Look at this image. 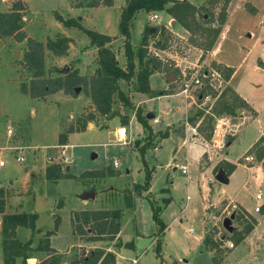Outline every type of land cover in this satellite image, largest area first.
<instances>
[{
    "label": "rangeland",
    "instance_id": "rangeland-1",
    "mask_svg": "<svg viewBox=\"0 0 264 264\" xmlns=\"http://www.w3.org/2000/svg\"><path fill=\"white\" fill-rule=\"evenodd\" d=\"M13 1L15 0H0V11L8 10ZM89 1L22 0L24 4L22 30L25 37L42 43L47 38L54 39L57 36H65L70 40L64 55L56 56L43 49L44 78L61 76L72 70H76L81 76H89L96 67V49L89 44L86 33L75 26H64L55 14L62 19L75 18L83 29L107 34L110 40L106 45L113 52L119 66L124 67L123 36L117 30V23L126 0H111V6L98 4L95 7L87 6ZM187 1L194 3L201 1L200 4L204 6L195 15L201 27L211 28L217 25L224 0ZM250 1L259 11H252L242 3L241 7L238 6L231 12L225 38H220L218 33L213 45L207 50L204 45L205 32L189 33L176 23L164 8L147 13L139 10L129 24V43L133 52L135 53L139 46L144 28H153L151 32L148 30L149 34L145 39V58L154 55L161 61L162 66L168 69L167 73L173 72L174 79L166 84L163 78L151 75L148 84L152 89L166 86L165 91L178 93L182 69L191 72L195 69L194 64H202L205 68L217 70L213 63L220 64L216 61L220 59L235 67L229 84L254 110L250 107L236 110L235 115H241L244 123L234 136L226 139V142L236 137L228 147L226 143L224 148L216 152L209 150L206 153L212 161L216 160L215 173L218 171V164L223 160L225 150L227 158L236 164L226 183L214 180L208 168L202 173L203 177L199 175L193 160V152L188 153L186 157L187 161L193 164L189 166L191 179L188 183L179 169L169 170L171 177L167 178L165 184L169 185V193L165 196H169L171 200L164 210L159 212V219L165 224L161 232H157L148 202L139 199L133 191V184L143 181L141 156L145 164L156 169V174L165 173L160 166L169 159L171 143L166 141L159 148H149L156 146L158 139L155 133L164 126L161 117L157 119L158 121L150 123L151 131L148 137L150 146L145 148L141 155L136 145L121 144L123 140H118L120 139L118 135L114 136L113 128L119 122L106 121L108 116L95 114L84 130L67 133L68 148L65 149V154L68 160L63 162L60 157L61 145L57 144L58 132L74 123L76 117L92 109L89 99L81 87L73 94L57 90L47 93L43 98L30 97L27 93L21 92L20 85L23 83L27 86L31 78L22 61V54L26 49L25 39L16 41L12 36L0 37V159L3 162V166L0 167V185H3L4 190L5 213L24 211L37 215L34 227L40 232H33L31 247L36 245L37 239L42 238V232L52 228L53 219L57 216L59 219L57 229L48 240L50 246L60 256L59 264H67L95 248H101L104 252L111 251L114 259L118 255L120 264H264V159L259 161L255 158L254 146L261 135L264 138V29L258 24L260 14L264 15V0ZM170 4L167 2L166 6ZM151 13H154L156 18L151 19L153 15ZM202 13L205 14L203 18L200 17ZM161 27H164V31ZM250 30L255 32V37L247 36ZM219 42L222 47L217 51ZM133 60L136 65L135 56ZM220 75L222 76L221 73ZM222 85L225 87V80ZM118 86L134 107L136 101H132L135 100L133 78L128 82L118 80ZM113 98L115 100L112 111L118 106L116 111L121 112V107L123 114L128 107L115 96ZM180 98L179 110H182L185 101L187 106L181 112L177 107L171 111L174 115L172 114L170 118L177 119L172 126L179 128L181 121H188L201 110L206 115L204 118L200 116L195 119L194 125L204 120L201 126L206 125V128L196 133L200 136L207 133L212 127L214 116L208 128L206 118L216 96L213 95L209 100H195L194 103H190L188 98L184 99L181 95ZM152 104L151 102L146 106ZM254 115L253 120L246 123ZM8 129L10 133H7ZM133 133L134 137H139L134 130ZM144 137L146 132L138 146L144 142ZM258 144H261L259 146L263 150L264 141ZM183 151L184 148H181L175 155L176 163L185 161ZM18 152H21L20 160L15 157ZM44 154L45 160L58 163L62 172H68L72 176L56 181L45 179L43 164L47 163L43 161ZM244 156L251 157L245 160ZM113 161H116L115 166ZM93 170H101L104 175L84 173ZM108 170H112L114 175H107ZM154 185H158L156 180ZM203 187L207 188L205 199L207 203L217 202L213 209L215 218L209 219L211 221L208 225H212V230L216 228L220 236L232 242V248H220L216 245V248L209 249L203 243V238H208L205 234L202 243L197 239L203 234L206 226L204 219L208 217L203 213L201 206ZM90 189L94 191L93 198H79L82 192ZM126 192H130L132 198H135L130 209H126V202L123 199ZM256 193L262 196L258 202L262 204L259 212L252 210L257 204L254 200ZM143 194L145 193L142 192L140 198L148 196L151 197L148 199L153 204L156 203L151 194L147 196ZM183 205L186 207L178 214L179 208ZM236 207L246 209L244 218L247 222L249 218L255 220L253 228L238 244L233 242L232 232L242 228L240 220L234 217L230 220L232 226L230 232L221 226L224 217L238 213ZM116 208L123 210V214L121 213L119 219V235L116 233L112 239L100 237L98 240H86V237L92 236V233H89L90 229L87 228L89 224L85 227L87 231L83 235L73 231L70 222L73 211ZM225 208L229 214L223 212ZM136 232L139 234L135 235ZM15 234L19 240L24 241L29 237L30 229L17 227ZM135 237H138L135 240L136 249L125 250L123 241L131 240L133 243ZM117 242L119 246H115ZM45 256V252L33 250L29 252L25 262L37 264ZM14 264H21V259L16 258Z\"/></svg>",
    "mask_w": 264,
    "mask_h": 264
},
{
    "label": "trees",
    "instance_id": "trees-1",
    "mask_svg": "<svg viewBox=\"0 0 264 264\" xmlns=\"http://www.w3.org/2000/svg\"><path fill=\"white\" fill-rule=\"evenodd\" d=\"M229 0H224L220 14L218 15L217 25L207 28L201 27L196 21V14L199 9L203 8L202 4L193 5L186 0H126L124 6L119 15V21L117 23V30L123 36V55L125 58L124 67L119 66L113 52L106 45L110 38L107 34L100 33L90 29H83L75 18L62 19L59 15L55 14V17L64 26H75L82 29L87 37L89 44L95 47L96 51V67L92 74L89 76H81L76 70L65 72L61 76L44 78L43 67V49L48 50L50 53L56 56L64 55L68 47L69 38L65 36H57L54 39L47 38L44 43L34 40L29 37H25L22 30V16L24 10V4L22 0H15L11 3L10 7L6 11H0V37L12 36L16 41L25 39L26 49L22 54V61L26 69L30 73V80L28 85H20V91L27 93L30 97L43 98L47 93H52L57 90H62L65 94H73L76 86L81 87L84 95L89 99V105L92 107L90 111L85 114H81L76 117L74 123H70L63 131L58 132L57 144H66V135L71 131L84 130L88 122L92 121L95 114L101 116L112 117L118 116V121L121 126L127 124L128 117L126 115L116 114V111H112V104L114 103V96L125 107L132 108L131 103L127 96L122 92L118 86V80L130 81L133 78L134 90L137 92L145 93L149 96L162 95L165 90L153 91L149 88L148 77L153 72H168V69L162 66L161 61L154 55L147 56L145 39L149 34V27L144 28L142 38L140 39L139 46L134 53L129 43V24L134 18L137 11L143 10L144 12H153L161 9H165L166 13L170 15L183 29L189 33L198 32L200 34L206 33V39L204 42L205 49H210L213 45L218 33L220 32L221 25L225 21V6ZM171 4L166 6V3ZM98 4L104 6H111V0H90L87 6L95 7ZM205 15V14H204ZM203 13L200 17H204ZM205 22V20H204ZM164 31V27H161ZM162 47V45H161ZM136 57V65L133 57ZM213 66L222 74L223 78L227 80L231 75L233 69L228 66L213 63ZM136 67V69H135ZM203 91V90H202ZM211 95H215L213 91H210ZM247 103L239 97L232 88L229 86L223 87L220 93L216 96L210 113L206 118L207 128L212 117L218 114H235L236 110L240 108H248ZM135 118L141 125L146 137L144 142L138 146L139 140L134 141V145L141 155L145 148L150 146L148 137L150 136V127L147 124V120L140 114V110L134 111ZM201 110L197 111L192 117L189 118V122L194 124L195 119L200 116H205ZM202 118V119H203ZM204 120H201L197 125V131L201 132L206 128L203 125ZM210 128V127H209ZM210 129L207 133L202 135L203 138L208 139ZM156 135L160 138L168 135L167 131H158ZM264 138L261 135L254 143L256 147L255 158L257 160L262 159L264 156V149L262 150L258 142H263ZM142 159V167L144 171L142 183L133 184V191L135 196L141 197V193L148 188V182L150 178V171L147 169L145 162ZM227 163V162H226ZM228 166L224 172L229 174L234 164L227 163ZM44 178L50 181H56L60 178L71 177L72 174L68 172H62L58 163H50L44 167ZM85 174H92L97 176H103L104 173L101 170L86 171ZM83 172L81 175L84 174ZM107 175H114L112 170H108ZM4 190L0 187V249L2 255V264H14L16 258L21 259V264H26L25 260L29 257L30 251H43L46 256L41 259L37 264H59L60 256L49 244V237L53 235L57 229L59 219L54 217L53 226L49 230H45L42 238L37 239V243L34 247H31V239L33 232H40L39 229H35L34 221L37 215L34 212H4ZM145 198V197H143ZM126 202V207L131 208L133 205L132 196L130 192H126L123 196ZM149 204L151 211V218L157 226V232H161L164 229L163 222L159 219L160 206H156L151 200L145 198ZM167 199H163V203H167ZM237 208V207H236ZM240 208V207H239ZM237 208L238 213H234L233 217L236 220H240L243 224L242 228L238 231L233 230L232 240L235 244H238L246 234L250 232L255 224L254 218H249L247 222L244 218L246 211L242 208ZM121 217L120 209H95V210H79L71 213L70 222L73 227V231H76L79 235L85 234L90 229L89 233L92 236H88L86 240H98L100 237H106L112 239L119 231V219ZM17 227H26L30 229L29 237L21 241L16 237L15 229ZM203 243L209 249L216 248L217 243L212 241L209 237L203 238ZM127 248L131 246V242H125L123 244ZM119 246V242L115 244ZM67 264H115L114 254L111 251L104 252L101 248H95L91 250L85 256H81L78 259L71 260Z\"/></svg>",
    "mask_w": 264,
    "mask_h": 264
},
{
    "label": "crops",
    "instance_id": "crops-1",
    "mask_svg": "<svg viewBox=\"0 0 264 264\" xmlns=\"http://www.w3.org/2000/svg\"><path fill=\"white\" fill-rule=\"evenodd\" d=\"M188 2H190V3H192L193 5L196 6V5H199L201 1H199V3H197V2L194 3V1H188ZM242 3H243L244 6H246L248 9H250L252 11L253 10H255L257 12L259 11V9L256 8L251 3L250 0H229L228 3L225 6L226 15H225V21L221 25V29H220V32H219L220 38L224 39L225 36H226V32L228 31V28H229L228 27V19L231 16V12H233V10L236 9L238 6L241 7ZM151 14H154V13H151ZM258 24H259V27L261 29H264V15L262 13L260 14V17H259V20H258ZM261 25H263V26H261ZM247 36L253 38V37L256 36V34H255L254 31L250 30L247 33ZM221 42H222V40H221ZM218 46L219 47H217V51L220 50V48L222 47L220 42L218 43ZM216 61L218 63H220L221 65L231 67L227 62L221 61L220 59H218ZM231 68L233 69V71H232L231 75L229 76V78L227 80H225V86L227 85L230 88H232V87L229 84V82L231 81V78H232V76L234 74V71H235V67H231ZM153 74L157 75L159 78H163L165 80V76H166L167 73L166 72H153L151 75H153ZM151 75H149V77ZM166 82L167 81L165 80V84H166ZM168 83H171V82H168ZM149 88L151 90H153V91H156V90H164V89H166V86H163L161 89H159V88L158 89H152L150 86H149ZM232 89L239 97H241L247 103V101L242 96H240V94L238 92H236V90L234 88H232ZM134 95H135V98H134L135 100H132V99L131 100L132 101H136L135 106L133 107L131 105L132 108H128L127 110H125V112L123 114H122V108L121 107H120L121 112L119 111V113L116 111V110H118L119 107L118 106L115 107L116 114L126 115L128 117V119H127V124L125 126H121L120 124L116 125L113 128V133H114V136L115 135L117 136L118 132H119L120 136H122V134H121V132L119 130H120V128H123L124 129L123 130V136H122V138H120L118 140L122 139L123 141H122L121 144H125V145L126 144L127 145L133 144L134 140H139L140 141L143 138V134H145V132L143 131L141 125L137 122V120L135 118L134 111L136 109L140 110V114L147 120V124L148 125H151L150 123L153 122V121L154 122L158 121L157 119L159 117H161V119L164 121L163 122V125H164L163 128H161L160 130H157V132L166 130L168 135L166 137L160 138L155 133V135H156V137L158 139L157 144H156V146L149 147V148H154V149L159 148L164 142L169 141L171 143V146H172V151H171V154L169 156V159L164 163L163 166H160L161 169L165 172L164 175L156 174L157 173L156 169H153V166H148L146 164L147 169L150 171V178H149L147 190L143 191L145 193L143 195H146V196L150 195V194L152 195L153 201L156 202L154 204L157 205V206H160L161 207V211H162V210H164L163 208H165L167 206L166 204L170 203V200H171L169 196H165V194L169 193V189H168L169 185H165L166 182H167V178H169V176H170V171L169 170L179 169L180 173L185 175V179H186L187 183L191 179V172H190V167L189 166H193V164H191V161H187V159H186V157L188 156V153H190V152L194 153L193 160H194L195 164L197 165L196 169L198 171V174L201 175L202 177H203L202 173L208 168L211 171V175L210 176H212V178L215 180V178H214V175H215L214 168H215V165L217 166V164H216V160L212 161L211 158L208 157L206 153H204V150L206 149L205 146H204V140H206V139L203 138L202 136H200L199 134H197L198 133V131H197V125L198 124L194 125L195 123L192 124V123L188 122L187 120H183V121L180 122V124H179L180 127L179 128H177V126H172V124L176 123L177 119L173 120V119L170 118L172 116V114L174 113V112H171V111L175 107H177V110H179L178 102L181 101V98H180L179 94H177V93H165V94H162V95L149 96V95H147L145 93H141V92L135 91ZM151 102L153 103L152 106H146L148 103H151ZM247 105L251 108V106L248 103H247ZM186 106H187V103L185 101L183 103L182 110ZM182 110H179V111L181 112ZM170 112H171V114H170ZM146 115H148V117H146ZM218 115H220V114H218ZM254 117H255V115L252 116L251 118H249V120H247L246 123L252 121ZM149 118H152V119H149ZM148 119H149V121H148ZM106 121H110V122L113 121L115 123L119 122L117 115H114L113 117H109L108 119H106ZM134 123H136L138 126L135 125ZM189 123L191 125H189ZM92 126H93V124H92ZM133 130L135 131V133L139 134L138 138L134 137ZM234 138H232L229 141H227V147L229 146V144L232 142V140ZM66 140H67V137H66ZM64 145H65V149L68 148L67 143L64 144ZM181 148H184L183 155L185 156V161L176 163L175 162V155L178 152H180ZM226 154H227V151L225 150V154L223 156V160L220 162V164H218L219 165L218 169H222L223 171L228 166L227 163L234 164V167L236 166L235 163L231 162L227 158ZM43 158H44L43 161L44 162L46 161V163H47V164H43V167H45L46 165L51 163L47 159L45 160V154H44ZM263 159H264V156L259 161H263ZM179 166H184L185 167V171L183 173L181 172ZM165 168L168 169V171ZM142 169H143V167H142ZM233 170H234V168H233ZM232 171L229 174L225 173L226 177H227V180H228V177H230V175L232 174ZM155 180L158 182V185H154ZM208 184H210V182H208ZM2 186L3 185H0L1 188H3ZM203 189L204 190H203V193L201 195V200H202L201 206H202V209H203L202 210L203 213L205 214V216L207 215L208 217L205 218L207 221L204 219V221H205L204 223H205L206 226H205L203 234L200 236V238L199 237L197 238L198 240L200 239L201 243H202V238H203L204 234L209 237V229L211 230V228H212L211 227L212 225L211 226L208 225L210 223V221H211L209 219L215 218V216L213 214V209H215V207H216L215 205L217 203V202L216 203L214 202L215 204L207 203V200H205L206 197H207V194H206L207 188L203 187ZM138 198L141 199V200L142 199L146 200L145 198H140V197H138ZM147 198H149V197L147 196ZM149 199H151V197ZM163 199H167L168 200L167 203H163L162 202ZM223 199H229V198H223ZM134 200H135V198L133 197V199H132L133 203H134ZM185 207H186V205H183L182 207H180L179 210H178V214H180ZM126 209H129V208H126ZM121 213L123 214V210H121ZM122 214H121V216H122ZM161 216H162V214H161ZM164 228H165V224H164ZM119 231H120V229H119ZM119 231H118L117 235H119ZM138 234L139 233L136 232L135 235H138ZM137 238L138 237H135L133 243L131 242V240H129L131 242V246L129 248L125 247L124 249L125 250H128V249H133L134 250V249H136L135 240ZM125 242L126 241H123V243H125ZM114 261H115V264H120L119 261H118V255L115 257Z\"/></svg>",
    "mask_w": 264,
    "mask_h": 264
},
{
    "label": "built area",
    "instance_id": "built-area-1",
    "mask_svg": "<svg viewBox=\"0 0 264 264\" xmlns=\"http://www.w3.org/2000/svg\"><path fill=\"white\" fill-rule=\"evenodd\" d=\"M156 18L155 14L152 15L151 19ZM195 69L191 72H187L185 69L180 71L181 83L178 89L179 95H181L184 99H189V102L194 103L195 100H209L212 98L210 91L215 93V96L223 89L222 83L224 82L223 76L220 75L218 70H213L210 68L203 67L202 64H194ZM219 73H218V72ZM222 88V89H221ZM203 90V91H202ZM241 115L235 114H220L214 116L212 127L210 129L209 137L206 141H204L205 150L204 153L210 151H218L221 148H224L226 145V139L228 137L234 136L238 130L243 125ZM10 129L7 130V133H10ZM118 137L122 138L118 132ZM60 157L63 162L68 160V156L65 154V145H61ZM21 152L16 154V159H21ZM250 157L244 156L243 159L247 160ZM114 166L116 165V161H113ZM3 166V162L0 159V167ZM181 172L185 171L184 166H179ZM262 199L260 193H256L254 195V200L256 201V205L253 206V212H259L261 210L262 204L258 202ZM234 205H232V208ZM223 212L229 214L230 212L225 208ZM209 238L217 243L220 248H232L233 244L227 239H224L223 236L219 235V231L217 229H209Z\"/></svg>",
    "mask_w": 264,
    "mask_h": 264
},
{
    "label": "water",
    "instance_id": "water-1",
    "mask_svg": "<svg viewBox=\"0 0 264 264\" xmlns=\"http://www.w3.org/2000/svg\"><path fill=\"white\" fill-rule=\"evenodd\" d=\"M119 21V18H118ZM153 30V28H149V32H151ZM65 67V66H64ZM66 69V68H64ZM63 69V70H64ZM174 79V75L173 72H169L166 74L165 76V80L167 82H172V80ZM79 91V87L76 86L74 88V92H78ZM146 117H148V115H146ZM173 137V136H172ZM214 178L217 182L220 183H226L227 182V177L225 172L222 169H218V171L215 173ZM94 197V191L93 190H85L84 192H82L79 195V198L81 199H88V198H93ZM233 218V214H230L228 217H224L221 221V226L227 231L230 232L232 230V226L230 225V220Z\"/></svg>",
    "mask_w": 264,
    "mask_h": 264
},
{
    "label": "bare ground",
    "instance_id": "bare-ground-1",
    "mask_svg": "<svg viewBox=\"0 0 264 264\" xmlns=\"http://www.w3.org/2000/svg\"><path fill=\"white\" fill-rule=\"evenodd\" d=\"M123 130H124L123 128H120V130H119L121 132L122 136H123Z\"/></svg>",
    "mask_w": 264,
    "mask_h": 264
}]
</instances>
